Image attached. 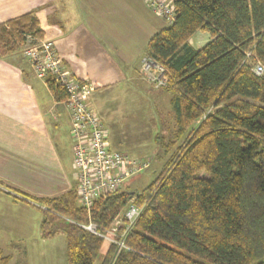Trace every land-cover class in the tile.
Returning <instances> with one entry per match:
<instances>
[{
    "label": "trees",
    "instance_id": "obj_1",
    "mask_svg": "<svg viewBox=\"0 0 264 264\" xmlns=\"http://www.w3.org/2000/svg\"><path fill=\"white\" fill-rule=\"evenodd\" d=\"M174 3L175 20L147 46L165 67L160 88L172 95L176 121L168 141L156 136L171 155L155 180L99 197L90 215L77 185L58 197H23L39 205L45 238L66 234L67 264H264V73L254 71L264 65V0ZM197 32L211 35L199 49L189 42ZM30 35L44 36L33 12L0 23V42L8 40L0 56ZM47 85L66 100L55 81ZM134 197L141 213L125 237L130 250L81 226L108 233Z\"/></svg>",
    "mask_w": 264,
    "mask_h": 264
},
{
    "label": "crops",
    "instance_id": "obj_2",
    "mask_svg": "<svg viewBox=\"0 0 264 264\" xmlns=\"http://www.w3.org/2000/svg\"><path fill=\"white\" fill-rule=\"evenodd\" d=\"M28 12L38 18L44 37L53 41L65 65L78 78L95 84L91 106L103 120L114 150L135 155L116 136L114 115L137 114L138 108L149 105V98L170 116L167 125H171L170 132L174 130L172 95L152 85L142 68L148 43L170 24L145 0H0V23ZM194 37L201 48L211 40L209 33L197 32L190 44ZM111 100L124 104L117 111L109 104ZM70 129L65 103L55 100L28 61L15 53L0 56V204L6 209L9 225L29 221L12 217L15 211L34 206L24 200L25 194L58 197L77 185ZM42 220L43 216L40 232L44 237ZM5 243L0 253L7 250L6 258L23 252L15 244Z\"/></svg>",
    "mask_w": 264,
    "mask_h": 264
},
{
    "label": "built area",
    "instance_id": "obj_3",
    "mask_svg": "<svg viewBox=\"0 0 264 264\" xmlns=\"http://www.w3.org/2000/svg\"><path fill=\"white\" fill-rule=\"evenodd\" d=\"M148 7L169 24L176 18L174 0H145ZM24 57L34 73L41 79H52L66 93L64 103L71 116L70 137L73 147V165L77 171V192L80 203L88 215L95 200L103 195L113 194L123 188L124 181L140 174L150 166V160L134 158L116 151L111 147L109 133L91 106L90 98L96 86L89 80L78 78L66 65L58 53L53 41L43 39L27 46ZM143 72L155 87L167 85L165 67L152 57L142 59ZM257 74L264 73V65L257 62L254 66ZM134 197L127 210L119 216L106 234H101L93 222L81 226L95 234L115 242L119 249L130 250L125 237L140 216L141 209L135 204ZM120 226L123 233L118 237Z\"/></svg>",
    "mask_w": 264,
    "mask_h": 264
},
{
    "label": "rangeland",
    "instance_id": "obj_4",
    "mask_svg": "<svg viewBox=\"0 0 264 264\" xmlns=\"http://www.w3.org/2000/svg\"><path fill=\"white\" fill-rule=\"evenodd\" d=\"M200 33L202 32H198V34ZM43 39L47 38L39 35L25 36V42L15 54H18L19 58H25L23 50L27 46L38 43ZM195 39L194 37V41H192L191 44L195 46V48H201L199 44L197 45ZM7 41L0 42V51H6L5 44ZM16 44H18L17 39L14 38L10 40L11 46ZM45 82L47 83L48 81ZM150 90L152 93H155L154 89L150 88ZM148 93L150 92H146L147 96ZM165 94L169 96L167 92ZM167 101L169 103L168 99ZM148 103V106L138 108L137 114H133L129 111L126 112L125 115H118L117 117H115V114L114 124L110 122V124L114 126L116 136L122 140L123 144L130 152L135 154L134 156L140 157L144 155L146 157L145 160H150V166L146 170L124 181L123 188L121 189L123 191L145 190L161 172L166 160L171 155H167L162 144L156 142L154 138L155 135L159 134L163 137V140H169L171 136V125H167V119H169L170 116L166 115L162 107L158 109L157 103L153 99L149 98ZM109 104L115 108V110L119 111L121 104H124V102L122 100H111ZM211 111H213V109H211L209 113H211ZM171 113L174 119V114L173 112ZM199 122L200 120L196 123ZM74 172L75 174L77 173L75 169ZM138 199L137 197L135 200L138 201ZM29 203L34 205L32 202ZM34 206L27 211L21 210L12 213L13 218L25 217L29 219L25 224H18V226L15 227L16 225L8 224L6 220V209H3V205L0 204V246L4 248L5 242H8L9 244H15L17 248L23 250V252L19 254L14 252V258H8V260H6L5 253H7V250L3 249V252L0 253V258L3 257L0 259V264H67L66 234L60 231L54 237H42L40 232L42 211L39 205ZM8 216H10L9 213ZM5 225L7 227H3ZM20 236H24V241H20ZM96 264H99V262Z\"/></svg>",
    "mask_w": 264,
    "mask_h": 264
}]
</instances>
